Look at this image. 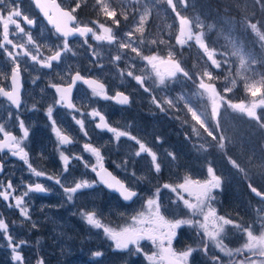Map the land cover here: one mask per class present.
I'll return each mask as SVG.
<instances>
[{
  "label": "rangeland",
  "instance_id": "1",
  "mask_svg": "<svg viewBox=\"0 0 264 264\" xmlns=\"http://www.w3.org/2000/svg\"><path fill=\"white\" fill-rule=\"evenodd\" d=\"M226 1H230L234 4L233 6L241 8L245 12L252 9L254 2V0ZM69 2L67 3L70 8L75 9L77 13L79 12L86 19L89 17V13L84 11L83 8L97 9L103 13L102 3L107 4L110 10L116 11V20L117 16L127 17L126 15L129 14L127 13L128 9L132 10L133 17L131 21L129 19L127 27L117 26L108 17L109 25L106 24V21L99 23L98 18L90 20L99 25L104 24L105 27H120L121 30H116L115 33L112 32L117 39L112 43L95 41L94 39L89 40L88 44L70 43V49L77 54V57L72 58V56H69L66 62L56 68L55 73H46L47 85L39 84V87L33 90V92H36V90H39V92L33 93L32 97L36 101H42V95L52 96L50 93L53 92L51 85L68 81L75 70L89 71L94 69L93 73L95 75L109 79L113 91L125 87L124 81L129 76L128 72H132L131 79L135 85L133 89L138 93L139 99L147 98L148 105L153 104L154 108H157V115L160 118L151 121V123L147 121L145 124L137 119V123L134 124L135 120L133 122L126 120V114L112 113L111 124L113 127L117 131L127 133L126 136H121L119 139L116 138L113 132L98 131L97 125L90 119H87L89 124H83V127H81L80 124L74 122V118L70 117L72 114L68 112L66 113L68 124L62 120L57 126L60 127V131L68 132H72V126H74L80 133L79 136H76L78 140L76 141L77 145L71 151L73 154L81 156L79 152L86 151L84 145L91 144L100 150L103 165L108 163L114 165L116 170L126 177L131 184L138 185L140 182L144 189L141 196L130 206H123L119 199L103 192L90 193L79 190L73 194V199L69 201L67 193L64 192V188L70 185L69 179L60 177L58 175L60 170L55 168L52 173L55 178V181H52L55 183V188L51 189L53 191L52 197L45 199L30 194L26 185L36 182L40 176H36L28 165L30 164L32 169L45 175L47 170L43 168L44 164L40 162L47 160V156L43 154L42 141H34L31 136L28 139H23V148L28 153L27 162L20 160L18 157H13L8 152L0 153V157L7 161L8 176L12 178V186L18 188L19 194L16 198L23 196L22 207L28 211V217H24L20 208H17L16 204L11 202L16 216L12 220H6L2 210H6L10 204L0 196V219H3L8 225L7 232L0 230V264H38L40 260H43V264H152L147 257L156 252L157 248L151 241L142 240L140 242L142 251L140 252L135 251L134 245H130L128 249H117L115 241L109 238L104 232V228H97L87 223L86 214L94 212L96 218L104 227L119 231L133 224L132 217L147 210V199L157 198L158 195L162 214L167 219L195 218L199 220V218H196L197 216L193 217L191 215L190 210L184 206L182 201L178 200L177 193L173 192L171 188H165L164 185L177 186L183 183L186 178L203 182L211 178L208 173L209 167L213 169L216 175L221 177L220 188L213 192V194L221 192L219 197L222 198L223 203L226 202L225 207L222 208L223 214L221 216L232 220L234 224H241L243 228H250L254 235H261L264 231V203L252 196L251 188L256 187L264 192V105L259 104V101L264 99V94L258 93L256 97H252L247 89L246 97L242 92L238 93L237 87L239 85L236 81L235 84L232 83L235 79L229 73L234 69L231 70L228 62L220 58L223 55L226 57V52L221 53L206 36L213 29L220 27L222 29L220 30L221 38L225 41L224 47L234 50L236 52L235 56H240V65H242L241 60L244 61L241 70L247 71L252 64H256L259 75L255 80L248 82L247 85H250L259 81L261 72L264 71V38H262L264 32L259 30L258 27L255 30L252 27L246 28L245 30L252 33H248L247 38L254 37V40L256 39L258 43L254 47H250L251 44H249L250 49L243 45L242 50L239 47V42L237 43L236 33H239L240 30L235 28V18L233 17V20H231L223 15L217 23L207 24L201 16H197L198 12L205 11L201 5H198V0H172V4H169L168 0H102V3H99L98 0H79L78 2L69 0ZM123 5L126 6L119 9ZM9 9L20 11L22 16H27L30 20L39 17L34 9L33 0H5V3L0 5V10H2L5 17ZM177 13H179V16H177ZM188 13L196 14V16L190 17ZM203 14L205 17L209 16L208 13L203 12ZM141 17L144 18L142 25L140 23ZM181 17L190 22L193 34L203 33V41L210 50H215V58L221 62V65L223 64V68L217 69L211 64V61L208 60L207 55L195 39L188 41L183 46L177 44L176 38L180 34ZM138 27H142L143 31L137 32ZM32 30H49V28L36 25ZM163 31L168 36L166 38L169 39L171 38L170 33L174 32L173 44L175 46L171 45V40L164 39L165 34ZM128 32L132 33L131 37L126 35ZM97 34H102V29L99 28ZM241 35L244 36L242 32ZM9 39L17 47L14 48L12 44L3 41V21H0V44L3 45V47H0V87L5 88L9 87L8 78L11 70L15 67V63L21 64L27 61V58L21 62L13 61L7 55V52H13L14 54L19 45L25 44L24 36L17 35V28L13 24H9ZM153 40L156 41V44L163 41L161 43L162 49L164 47L175 48L182 55H185L184 53H186V56L192 54L193 61L197 62L194 65L195 72L193 67H185L184 63L181 64L189 72L191 79L184 77L182 74H177L175 78L166 77L163 85L159 83L158 78L152 72L151 66L142 57L159 55L167 59L170 51H156V44L151 43ZM56 42L55 47H53V44H46L45 50L52 53L56 52L57 49L61 48L60 42ZM121 42L131 43L132 47L138 49L139 55L132 52L131 48H120L119 44ZM72 48H76V52ZM179 53H177L178 56ZM116 56H120V59L116 60ZM198 57L199 59H197ZM200 57L206 59V62L201 61ZM36 68L38 69L39 66L37 65ZM197 71L198 73H196ZM204 71H210L213 74L214 79L211 82L215 83L216 89L227 100L232 101V103L243 102L248 106L256 103L258 105L256 113L259 120L248 117L246 113H240L225 105L220 109L219 126H217L216 120L211 116L210 101L206 95H201L202 90L198 89L199 79ZM237 74L240 77L239 69H237ZM136 76L143 77L144 83L138 82L135 79ZM204 79L209 82L206 78ZM225 87L232 88V91L224 92ZM261 93H264V87L261 88ZM88 98L89 96L83 92L79 95L78 102L87 105ZM168 100H172L171 106L168 105ZM157 103H159V106H157ZM189 107L197 111L198 114L203 113L202 119L205 120L208 129L213 132L216 139L209 136L204 128L192 119L191 112L188 111ZM28 108H32L33 112L28 117V122L25 123L26 118L23 113ZM25 110L14 113L0 97V124H3L5 130L11 133L19 130L20 121H23L29 132H32L35 127L42 126L34 117L33 106L28 105ZM169 116L175 119L173 127L170 130L164 129L163 132L169 134L173 139L169 136L170 142L167 137L166 141L161 142L160 135L152 137V134L161 125H166ZM185 134L188 135L191 142L195 143L194 146H189ZM138 135H141L140 141L145 148L155 153L156 162L152 161L149 153L140 152V141L138 143V141L131 139V137L136 136L139 140ZM221 137H223V140H221ZM19 138H23L22 135ZM0 139H3V133H0ZM221 142L224 143L223 149L219 147ZM79 144H81L80 148L78 147ZM57 147L59 151L64 153L58 143ZM30 150L35 154H30ZM138 152H140V155H136ZM206 152H209L210 156ZM59 155L61 154L59 153ZM86 155L89 158H82V161L86 162L91 159L93 166L97 165V159L92 153L86 151ZM232 161H235L239 168ZM155 163L162 165L160 170L173 172L171 173L172 178L161 181L159 173L155 171ZM136 164H141L144 168L140 171L136 168ZM178 164H181L180 169H178ZM177 170H182L184 176L175 175ZM199 171L204 172L207 178H202V175L198 173ZM57 180L60 181V184L56 183ZM25 192H27L26 196L24 195ZM181 194L185 199L195 202L194 198L190 197L188 193L181 191ZM211 203L217 202L213 200ZM7 212L11 213V211ZM216 212L218 214L219 211ZM225 227L228 236L222 239V243L226 246V249L232 251V255H226L211 241V259H209L211 264H219V258L217 259V257H226L228 261H231L233 253L239 252L237 249L244 252V255L253 254L244 248L247 243L245 232L236 229L233 225ZM9 236H11V240L8 239ZM238 237L240 239H237ZM176 239L177 237L172 244L174 249ZM14 245L23 257L21 262L14 259L16 254L13 252ZM96 252H100L102 255L97 257L94 255ZM253 260L264 261L259 259L239 260L236 264H242V262L243 264H251Z\"/></svg>",
  "mask_w": 264,
  "mask_h": 264
},
{
  "label": "snow or ice",
  "instance_id": "2",
  "mask_svg": "<svg viewBox=\"0 0 264 264\" xmlns=\"http://www.w3.org/2000/svg\"><path fill=\"white\" fill-rule=\"evenodd\" d=\"M98 2L102 3V0H98ZM4 3L5 0H0V5ZM35 3L43 15L47 18L48 22L54 27L55 32L63 37V50H68V38L72 36L78 35L80 37L86 38L88 34L91 33L94 40L107 41L108 43H112L117 39L112 34V28L105 27L104 24L99 25V28L102 29V34H97L92 27L79 25L77 23V17L73 14L75 9L72 11H67L63 9L58 3H56V0H35ZM168 3L172 4V0H168ZM77 7H79V5H77ZM102 11L106 17L112 19L113 22L119 26L120 21L115 19L117 15L116 11L110 10L108 5L103 3ZM19 16H21V13L16 9H9L6 17L2 14V10H0V21H3V41L7 44H12L14 48L17 47V45L13 44V41L9 39V24L15 25V27L19 29L20 32H23L24 29L20 27V24L15 19H13V17ZM177 16H179V13H177ZM126 18L127 17H125V19ZM23 19L29 25L34 24V21L28 19L27 16H24ZM143 19L144 18L141 17V25L143 24ZM251 27L255 30L257 25L252 24ZM136 31L142 32L143 28L138 27ZM126 35L131 37L132 33L128 32ZM202 37L203 33L193 34L190 27V22L187 19L183 17L180 18V34L176 38L177 44L183 46L188 41L195 39L196 43L207 55L208 60L211 61V64L215 66V68L219 69L221 67V62L215 58V50H210L207 44L203 41ZM28 41L30 43H34L30 35H28ZM160 42L163 43V41ZM141 43H143V41H141ZM151 43L156 44V41L153 40ZM0 47H3V45L0 44ZM19 47L23 48L24 46L19 45ZM119 47L131 48L132 52H135L139 55L138 49L136 47H132L131 43L121 42ZM23 54L25 56H29L32 62L38 63L41 67L48 69L52 68L53 61H59L61 58V51H56L54 55H51L43 60H41L38 55H33L27 50H25ZM7 55L13 61H16L17 55L19 54L14 55L13 52H7ZM115 59L119 60L120 56H116ZM142 59L147 61L148 65L151 66L152 72L154 73L155 77L158 78L161 85L165 83L166 77L175 78L177 74H182L184 77L191 79L189 72L181 66V63L178 60L173 59L172 52L168 53L167 59L159 55H146L143 56ZM241 64L243 66V59L241 60ZM128 75L132 76V72H128ZM204 78H206L209 82H206ZM75 79L83 80L84 78L80 76L79 73H76ZM135 79L141 84L144 83V79L141 76H136ZM213 79V74L210 71H204L202 77L199 79L198 89L202 90L201 95H206L210 101L211 116L214 120H216L217 126H219L218 117L220 115V109L225 105L240 113H246L248 117L259 120V117L256 113V108L258 106L256 103H253L250 106L245 105L243 102L232 103V101L227 100L226 97L221 95V93L216 89L215 83L211 82ZM84 82L92 86V91L95 95L101 96L104 94V86L102 84L98 85L97 82L91 80H85ZM73 83H75V80ZM232 83L235 84V80H233ZM11 84V91H5L4 88L0 87V95L6 97L7 100L11 102V104L15 105L16 108H19L21 87L19 63H15V67L12 69ZM257 85L260 86L258 87ZM51 87L56 89L57 93H60V100L58 102L67 101V107H75V105H73L69 99L71 86L63 88L56 84H52ZM262 87H264V77H261L259 81L247 85V90L250 92L252 97H256L258 93L264 94L261 93ZM231 91L232 88L230 87L224 88V92ZM105 98L108 97L105 96ZM117 99L121 104L129 103V97L123 93H117ZM167 103L171 106L173 102L172 100H168ZM259 104L264 105V99L260 100ZM157 106H159V103H157ZM188 111L191 112L192 119L195 120L202 128H204L209 136H212L213 139H216V137L213 136V132L208 129L205 120L202 119L203 113L198 114L197 111L193 110L191 107L188 108ZM51 112L52 109L49 108V116H51ZM92 115L94 117L98 116L100 119V123L97 124L98 128L107 129L108 131L115 133L117 139H119L121 136L127 135L126 132L117 131V129L109 127L105 122L104 117L99 112L94 111ZM76 122L80 124L81 127H83L82 120H77ZM53 125H55V121H53ZM19 126L21 129H23V138H17L11 132L6 131L3 124H0V133H3V139H0V152H3L5 149H7L13 157H18L20 160L27 162L28 153L21 146V144L22 140L27 138L29 135V131L28 128L24 126L23 121H20ZM55 131L61 144H70L72 142L71 138L61 133L59 129H55ZM131 138L135 140V137ZM221 140H223V137H221ZM219 147L223 149L224 143L221 142ZM84 149L92 153L97 159V165L92 166V171L97 174L100 183L106 185L109 189L119 192L126 201L137 196V192L126 186L122 181L117 180L116 177L112 175V173L108 172L107 169L104 168L103 157L101 156L100 150L98 148L93 147L91 144H85ZM140 152L149 153L153 162H155L157 159L155 153H152L150 149L145 148L143 144H140ZM140 152L136 153V155H140ZM61 159L64 161V170L67 171L69 157L61 154ZM80 159H82V157H80ZM232 163L239 168V165H237L235 161H232ZM28 167L36 176L43 175L42 172H37L35 169H32L30 164ZM159 170L160 164L155 163V171L159 172ZM208 173L210 174L211 178L203 182L200 180L186 178L183 183H180L177 186L168 184L164 185L165 188H171L173 192L177 193L178 200L183 202L184 206L190 210L193 217L201 216L202 220H194L192 218H177L172 220L167 219L162 214L158 195L157 198L147 199V210L142 211L138 213L137 216L132 217L131 219L133 224L131 226L124 227L119 231L104 227L96 218V214L94 212L86 214L85 219L89 225L97 228H104V232L109 236V238L115 241V246L117 249H128L130 245H134L135 251L140 252L142 251L140 242L142 240L151 241V243L157 248L156 252L147 257V259L151 261L152 264H188L189 257L192 255L193 251H197L198 249L188 247L184 251L177 252L172 247L173 241L178 235L177 230L184 225L203 230L204 235L210 241H212L216 247L220 248L222 252H225V254L229 256L232 255V251L226 249V246L223 245L222 240L219 239V237L221 236V233L224 232L225 226L233 225L236 229H239L247 234V243L244 245V248L252 252L253 255L264 257V231H262V234L259 236L254 235L250 228H243L241 224H234L232 220L218 215L216 209L211 206V202L215 199L213 192L214 190L219 189L221 186V177L216 175L211 167L208 168ZM133 175L135 174L133 173ZM56 183L60 184V181L57 180ZM94 184L95 182L90 183L87 180H83L81 182L75 183L74 187H65L64 192L67 193V199L71 201L73 199V194H75L78 190L91 188L94 186ZM7 188H12L11 182L8 183ZM29 191L41 193L45 192L46 189L42 185L36 184L34 187L29 185ZM181 191L183 193H188L190 197L194 198L195 202H192L190 199H185L181 194ZM251 191L257 196L261 195V193H259L256 188H251ZM24 195L26 196L27 192H25ZM0 196H2L5 200H8L7 191L0 192ZM22 203L23 196L17 197L16 207L20 208L21 214L24 217H28V211L26 208L22 207ZM0 230H3L4 232H7L8 230V225L3 219H0ZM8 239L11 240V236H9ZM203 250L207 251V247L205 246ZM237 251H240V249H237ZM13 252L16 253L14 259L17 262H21L23 257L16 250L15 245L13 246ZM94 255L99 257L102 254L100 252H96ZM38 264H43V260L38 261ZM251 264H264V261L258 262L253 260L251 261Z\"/></svg>",
  "mask_w": 264,
  "mask_h": 264
},
{
  "label": "flooded vegetation",
  "instance_id": "3",
  "mask_svg": "<svg viewBox=\"0 0 264 264\" xmlns=\"http://www.w3.org/2000/svg\"><path fill=\"white\" fill-rule=\"evenodd\" d=\"M61 5L63 8L72 11V9L69 8V6H64L62 3ZM73 14L77 17V23L79 25L92 27L94 31L97 33V31L99 30L98 23L94 21H86L87 19L83 17L82 14H80L79 12L77 13L76 11H74ZM38 16L39 17L32 18V20L34 21V24L32 25L27 24V22L23 19L24 16L22 15L13 18L20 24V27L24 29L23 32H20L19 29H17V35L20 36L23 35L25 39V44H23L24 47L23 48L19 47L18 49H15L14 55L19 54L17 55V62H21L25 58H27V61L20 64V84H21L20 107L16 108L15 105L11 104V102L8 101L6 97L0 95V97L10 106V108L14 111V113L23 112L28 105L33 106L35 113L34 117L38 123L42 124V126L40 127H35L32 130V132H29L27 138L24 139H28L31 136V138H33L34 141H38V140L42 141V144L44 146L43 154L47 156V160L44 161L42 160L40 163L44 164L43 168L47 170V174L40 176L36 182L31 184V186L35 184H41L49 192V195L47 197L39 196L32 191H30V194L36 195L38 197H44L45 199L51 198L53 195V191L51 189L55 188V183L52 182L55 181V178L52 176V173L54 172V169L57 168L60 170L58 174L60 177L69 179L70 185L67 187H74L75 183L81 182L83 180H87L90 183L95 182L94 186L87 189H81L79 191L90 192V193L103 192L104 194L112 195L120 200V198L117 195L108 192L106 189L103 188L102 185H100L99 181L97 180L96 173L92 171L93 161L90 159V161L84 162L82 161V159H80V157H82L83 159L85 157L89 158L86 155V151L83 150L82 152H79L81 153V156H79L78 154L75 155L71 152L73 151L72 149H74L75 146L77 145L76 141L78 140V138L76 136L80 135V133H78L77 128L71 125L73 127L72 132L60 131L64 135L69 136L72 141L70 144H61L59 139L57 138V133L55 131V129L60 130V127H58L57 124H59L62 120L68 124V117L66 115V113L68 112L72 114V116L70 117L74 118V122H76L77 120H82L83 124H89L87 119H90L94 121L95 124L97 125L100 123V119L98 116L94 117L92 115L94 111L99 112L104 117L107 125L111 128H114L113 125L111 124L112 122L111 116L112 113L114 112L126 114L125 116L126 120H129L130 122H133L135 120L134 124L137 123L136 121L137 119H140L141 122L145 124V122H147L149 118L151 121L160 118V116L157 115L158 114L156 111L157 108H154L153 104L148 105L147 98L146 99L143 98L142 100L139 99V96L137 95L138 93L133 89L135 85L132 82L131 76H128L124 81L126 88L123 87L121 88V90L114 89L113 91L111 90L109 79L95 75L93 73L94 69H90L89 71L75 70L72 72L68 81H61V83L60 82L56 83V85L63 88H67L71 86V93L69 95V99L71 103L75 105L74 108L67 107V101L58 102L60 100V93H57L56 89L54 88H53V92H50L52 96L42 95V99H43L42 101H36L35 99H33L32 97L33 93L39 92V90L38 91L36 90V92H33V90L35 88L37 89L39 87V84H44L45 86L47 85L48 81L45 76L46 73H55L56 68L60 67L64 62H66L69 56H72V58L77 57V54L70 49V45H69L70 43L79 42L83 44H88L89 40L94 39L91 33L88 34L86 38L80 36H77L72 39L68 38V50H63V43H64L63 37H60L55 32V30L49 28L48 25L45 23L44 19L40 15ZM36 25L39 26L43 25L45 27H48L49 30H32L33 28L36 27ZM110 28H112L114 33L116 32V30H121L120 27H115V28L110 27ZM28 35L32 37V41H34V43H30L28 41ZM56 41L60 42L59 45L61 46V48L57 49L56 51H61V58L59 61L52 62L51 69L41 67L38 63L32 62L29 56H25L23 54L24 51L27 50L28 52H31L33 55H38L39 58L43 60L55 54V52L52 53L51 51L45 50V45L53 44V47H55L57 44ZM173 46H175V44H173ZM72 49L76 52V48H72ZM172 52L173 54H175L174 51ZM37 65L39 66L38 69L36 68ZM76 73H79L80 76H82L84 79L76 80L75 79ZM74 80L75 83H73ZM85 80H93V81L95 80L100 84H102L104 86V94L101 96L95 95L92 91V86L86 84L84 82ZM8 81H9V87L8 88L2 87L4 88L5 91L12 90L11 73L8 78ZM83 92H85L89 96L88 98L89 101L87 105L78 102L79 95ZM117 93H123L124 95L128 96L129 103L126 105H121L120 103H118L117 102L118 100L116 98ZM105 96L108 98H105ZM31 99L32 101H30ZM49 108L52 109L51 116H49L48 114ZM154 111H156L157 114H154L153 113ZM32 112H33L32 108H28L24 111L23 115H25L26 118L25 123L28 122V117L32 114ZM170 117L175 121V119L172 116ZM53 121H55V125H53ZM173 124L174 122H168L166 123V125H161L159 128H157L155 133L152 134V137L156 135H160L162 138L161 142L166 141V137L168 139L170 135L163 132V130L164 129L170 130L173 127ZM99 130H103L104 132H110L107 129L98 128V131ZM12 134L15 135L17 138H19L20 135H22L23 137V129L19 128V130L13 131ZM163 134L168 136H164ZM138 136H139V140L136 138V136H135V140L139 142L141 140L140 138L141 135ZM185 138L188 140L189 146L195 145V143L191 142L187 134H185ZM171 139H173V137H171ZM57 143L64 150V153L59 151L57 147ZM141 144L143 143L141 142ZM21 146L23 147L22 144ZM80 146L81 144L78 145L79 148ZM197 146H199V144H197ZM6 152L10 153L7 149H5L3 152L0 153H6ZM29 153L32 155L35 154L31 150L29 151ZM59 153L69 157L67 171L64 170V161L61 159V155H59ZM206 153L208 156H210L209 152ZM203 157L205 158V156ZM0 163L2 164L3 167L2 168L3 171L0 174V192L7 191L8 200H5V202L10 204L8 208L6 210L3 209L2 212L6 220H12L16 216V213L14 208L12 207L11 202H13V204H16V196L19 194V192H18V188H14L13 186L11 189L7 188L9 182H11L12 184V178L8 176L9 167H7V161L2 157H0ZM104 167H107L113 173V175L118 177L123 183L126 184V186L131 188L133 191L139 193V195L141 196L144 187L141 185L140 182L138 185L131 184L126 177L121 175V173L116 170L114 165L108 163L107 165H104ZM161 167L162 165H160V169ZM136 168H138L141 171L142 168L144 167L141 164H136ZM180 168H181V164H178V169ZM157 173H159L160 175L159 179L162 181L168 178H172L171 173L173 172L162 169L159 170V172ZM198 173L202 175V178L204 179L207 178L204 172L199 171ZM175 175H179L180 177H182L184 176V172L182 170H177ZM26 188L29 190V184L26 185ZM213 195L215 197L214 201L217 203H211V206L215 208L216 211L218 210L219 211L218 214L221 216V214H223L222 208L225 207L226 202L223 203L222 198L219 197L221 196V192H216ZM123 206L126 205L123 204ZM7 211H11V213ZM196 218H199V220H201L202 217L197 216ZM194 220L196 219L194 218ZM227 236L228 233L225 227L224 232L221 233L219 239L222 240ZM237 239H240V237H238ZM174 245L176 246L175 250L177 252L184 251L188 247L198 249L197 251H193L191 255L193 257L191 258L189 257L188 264H211L209 262V259H211V248H210L211 241L204 235L203 230L196 227H188L187 225L182 226L178 230L177 239ZM205 246L207 247V251L203 250ZM217 258H219V264H236L239 260H246V261L252 259L264 260V257H260L258 255H253V254L244 255V252H240V251L235 252V254L233 253V257L231 261H228L226 257L225 258L217 257Z\"/></svg>",
  "mask_w": 264,
  "mask_h": 264
},
{
  "label": "trees",
  "instance_id": "4",
  "mask_svg": "<svg viewBox=\"0 0 264 264\" xmlns=\"http://www.w3.org/2000/svg\"><path fill=\"white\" fill-rule=\"evenodd\" d=\"M64 6H69V4L67 2H69V0H59ZM76 2H78L79 0H74ZM132 1V0H131ZM70 3V2H69ZM198 5H201L202 8L205 9V11H200L198 12L197 16H201V18L207 23H217L219 19H221V17L223 15H226L227 18H230L231 20H233V17L236 20V26L235 28H237L238 30H240L239 33H236L237 35V43L239 42V47L243 50V45H245L246 48L250 49V47H254L258 42L254 37L252 38H247L249 36L248 33L252 34L249 30H245L246 28L251 27L252 24H256L257 27L259 28V30L264 32V0H254L253 2V7L250 11L245 12L243 11L241 8H237L235 6H233V3H230V1H226V0H198ZM206 5V6H204ZM126 5L121 6L119 9L125 7ZM70 8V6H69ZM84 11L89 13V17L87 18L88 21L90 20H95V18H98L99 23H102L103 21H106V24L109 25V21L108 18L99 10H92L90 8H83ZM204 13H208L209 16L205 17ZM129 14H127V18L125 19L124 16L119 17L117 16V20L120 21L119 26L121 25L122 27H127L129 25V19L131 21V18L133 17V12L131 9H128ZM188 15L190 17L192 16H196V14L192 13H188ZM234 20V21H235ZM97 21V20H96ZM98 22V21H97ZM239 22V23H238ZM216 25V24H215ZM217 26V25H216ZM239 26V27H237ZM117 27V26H115ZM113 27V28H115ZM220 30H222L220 27H217L215 29H213V31H211L206 38L208 40H211L214 44H215V48L219 49L221 53L226 52V57L225 55L220 56V58L222 60H226V62H228V65L231 67V70L234 69V71H229L230 75L234 77L236 83L239 85V87H237V92L240 93L242 92L244 97H246V85L248 84L249 81L251 80H255L258 75H259V71H257V67L255 66L256 64H252V66L250 67V69L246 70H241V66L240 65V56H235L234 54L236 53L234 50H230L229 48L224 47L225 41L221 38V34H220ZM118 31V30H117ZM241 32L244 34V36L241 35ZM164 35V39L168 41L169 38L167 34L163 31ZM173 31L170 33L171 34V38L169 40L171 45H173ZM241 38V39H240ZM249 44L250 47H249ZM254 44V45H253ZM162 44H156L155 49L156 51H162L163 50L166 51H174L176 52L175 56H173V59H178L179 61H181L180 63L183 64L185 67H193L194 69V65L197 64V62H194V57L192 56V54L189 56H186V53H184L185 55H182L181 53H179V51L177 52V50L174 48H163L162 49ZM238 47V48H239ZM177 53H179V56L177 55ZM190 57V58H189ZM238 57V58H237ZM199 59V57L197 58ZM201 61H205L206 59L200 57ZM221 67L223 68V64L221 65ZM220 67V69H221ZM236 69V71H235ZM237 69H239V75L237 74ZM195 72V69H194ZM223 72V71H222ZM198 73V71L196 72ZM260 77H264V71L261 72V76ZM154 114H157L156 111L153 112ZM168 122H174V120L169 116L168 118ZM148 123H151L150 118L148 119ZM256 188V187H254ZM258 189V188H256ZM259 190V189H258ZM261 191V190H259ZM262 192V191H261ZM264 193V192H263Z\"/></svg>",
  "mask_w": 264,
  "mask_h": 264
},
{
  "label": "water",
  "instance_id": "5",
  "mask_svg": "<svg viewBox=\"0 0 264 264\" xmlns=\"http://www.w3.org/2000/svg\"><path fill=\"white\" fill-rule=\"evenodd\" d=\"M56 3H58V4L61 6V4L59 3L58 0H56ZM33 5H34L36 11L41 15V17H43V19H44V21L47 23V25H48L50 28H52L53 30H55L54 27L48 22L47 18L43 15V13L41 12V10L36 6L35 0H33ZM61 7H62V6H61ZM62 8H63V7H62ZM63 9H64V8H63ZM65 10L70 11V10H68V9H65ZM58 35H59V34H58ZM59 36H60V35H59ZM77 36H78V35H77ZM77 36H72V37H69V38L72 39V38H75V37H77ZM60 37H61V36H60ZM91 81H93V80H91ZM94 81H95V80H94ZM95 82H97V81H95ZM97 84L100 85L99 82H97ZM116 98H117V97H116ZM117 100H118V99H117ZM117 102L120 103L119 100H118ZM120 104H121V103H120ZM121 105H126V104H121ZM2 168H3V167H2V164L0 163V169H2ZM104 168L107 169L108 172L112 173L107 167H104ZM2 171H3V169L0 170V174L2 173ZM112 175H113V173H112ZM113 176L116 177L115 175H113ZM96 177H97V180L99 181V177L97 176V174H96ZM116 179H117V180H120L118 177H116ZM120 181H121V180H120ZM99 183H100V182H99ZM124 184H125V183H124ZM35 185H36V184H35ZM35 185H33V187H34ZM40 185H41V184H40ZM100 185H102L103 188L106 189L108 192L117 195L123 203L128 204V205L131 204V203H133V202L135 201V199L139 196V193H137V196L133 197L131 200L126 201V200L123 199V197L120 195L119 192H117V191H115V190H113V189H109V188H107V186L104 185V184H102V183H100ZM125 185H126V184H125ZM42 186H43V185H42ZM43 187H44V186H43ZM44 188H45V187H44ZM257 191H258L259 193H261L260 196H257L255 193H253V192L251 191L252 195H253L256 199H258V200L264 202V193H262V192L259 191L258 189H257ZM32 192H34L35 194H37V195H39V196H48V195H49V192H48L47 190H46L45 192H41V193H38V192H35V191H32Z\"/></svg>",
  "mask_w": 264,
  "mask_h": 264
}]
</instances>
